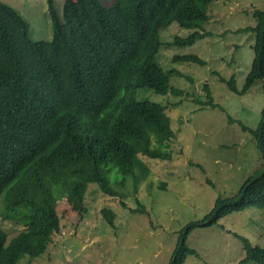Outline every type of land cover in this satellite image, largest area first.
Segmentation results:
<instances>
[{"label":"trees","instance_id":"1","mask_svg":"<svg viewBox=\"0 0 264 264\" xmlns=\"http://www.w3.org/2000/svg\"><path fill=\"white\" fill-rule=\"evenodd\" d=\"M213 0H63L62 19L55 0H45L53 32L49 39H33L28 22L18 10L0 0V195L5 191L4 220L24 227L7 241L0 226V264H16L28 252L29 236L59 231L53 203V185L68 188L79 204L88 183L102 193L117 196L109 173L128 172L136 150L128 137L144 140L145 123L161 136L174 135L160 105L135 96L139 88L175 95L169 73L156 60L163 41L160 30L172 22L189 29L168 43L191 44L204 37L206 5ZM254 55L240 89L232 77L226 83L235 94L260 80L264 90V9L254 11ZM174 59L204 60L194 53ZM205 100L213 106L207 83ZM249 131L264 156V107L258 126ZM144 148V146H143ZM148 155L165 158L164 150L145 148ZM124 178V176H123ZM121 205L124 203L121 201ZM250 206L264 209V169L246 179L236 194L217 199L211 211L192 222L180 236L166 264H183L188 247L185 235L194 226H207L232 211ZM139 208V207H138ZM136 210V209H133ZM102 217L114 227L115 214L102 208ZM241 262L264 264V247L241 238Z\"/></svg>","mask_w":264,"mask_h":264},{"label":"rangeland","instance_id":"2","mask_svg":"<svg viewBox=\"0 0 264 264\" xmlns=\"http://www.w3.org/2000/svg\"><path fill=\"white\" fill-rule=\"evenodd\" d=\"M3 1L28 22L31 38L52 36L45 0ZM62 2L55 0L60 19ZM262 9L264 0H213L206 5L208 17L200 26L208 34L191 44L168 43L189 32L176 22L160 30L163 43L155 58L163 70L174 71L169 84L183 93L160 95L139 88L135 96L159 104L174 135L165 139L145 123L144 140L128 137L136 150L131 169L109 173L117 196L105 195L96 183H88L79 204L68 188L53 185L59 231L52 229L40 237L26 234L28 252L16 264H166L190 223L201 221L217 199L232 197L246 179L264 169V156L253 135L239 127L258 126L264 107L262 83L256 81L241 95L225 83L232 77L240 89L254 55V11ZM186 53L197 54L204 62L173 58ZM204 83L213 106L199 103L205 100ZM146 147L169 156H150ZM4 197L5 191L0 195V226L8 241L24 227L2 218ZM102 208L115 214L114 227L102 217ZM241 238L264 247V209L250 206L224 214L211 225L191 227L184 242L195 252L187 254L183 264H257L240 261Z\"/></svg>","mask_w":264,"mask_h":264}]
</instances>
